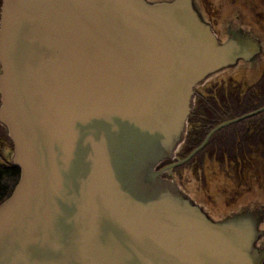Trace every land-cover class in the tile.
I'll return each instance as SVG.
<instances>
[{
	"label": "water",
	"instance_id": "water-1",
	"mask_svg": "<svg viewBox=\"0 0 264 264\" xmlns=\"http://www.w3.org/2000/svg\"><path fill=\"white\" fill-rule=\"evenodd\" d=\"M262 50L245 26L221 40L201 0H2L0 124L20 178L0 264H264V201L215 217L178 163L158 167L197 87Z\"/></svg>",
	"mask_w": 264,
	"mask_h": 264
},
{
	"label": "trees",
	"instance_id": "trees-1",
	"mask_svg": "<svg viewBox=\"0 0 264 264\" xmlns=\"http://www.w3.org/2000/svg\"><path fill=\"white\" fill-rule=\"evenodd\" d=\"M236 1L226 0V4L232 7ZM238 1L242 3V7L246 6L245 9L249 16H252L259 24L264 21V0ZM1 5L2 0H0V13ZM249 7L256 10V13H251ZM262 25L264 26V24ZM247 81V73H243L241 76L226 74L197 87L199 96L189 118V131L178 152L181 158L186 157L196 147V143H200L205 136L204 130L201 128L202 125L199 123L202 115H205L207 119H213L218 116L220 108L238 109L245 103L243 96L251 91ZM202 96H205V99ZM193 133L200 136L197 141L196 138L191 139ZM218 139L220 138L217 136L213 137V144L212 142L209 143L190 163L180 167L181 182L184 187L192 196L206 202L210 212L215 217H220L250 200L264 201V194L255 190L253 181L250 179L249 149L225 145L220 148L217 145ZM0 143L5 147L4 152H0L1 203L12 193L18 183L20 169L11 160L14 145L1 124ZM207 151L208 154H206ZM175 161V159H166L158 167ZM192 167H194L193 177L189 174V168Z\"/></svg>",
	"mask_w": 264,
	"mask_h": 264
},
{
	"label": "flooded vegetation",
	"instance_id": "flooded-vegetation-1",
	"mask_svg": "<svg viewBox=\"0 0 264 264\" xmlns=\"http://www.w3.org/2000/svg\"><path fill=\"white\" fill-rule=\"evenodd\" d=\"M201 5L205 17L211 21L213 29L221 40H225L228 37V30L230 27L245 26L253 29L255 33L260 35L263 42V50L255 59L251 61L240 60L234 68L224 69L207 81L209 82L219 76L223 77L226 74L241 76L243 73H247V82L251 87V91L243 96L245 103L243 102L244 104L238 109L228 110L226 108H220L218 110V116L213 119H207L205 115H202L199 122L205 133L202 141L196 143V147L184 157L187 158L185 162L179 163L182 160L181 156L178 154L181 145L174 158L176 161L169 164L178 163L174 168V174L183 188L187 190L181 182L182 173L180 167L190 163L209 143L212 142L213 144L212 138L217 136L220 138L217 140V145L220 148L225 145L238 148L241 146L242 148L249 149V162L251 163L249 172L250 179L253 181L255 190L264 194V26L262 25L264 21L259 24L252 16L250 17L245 9L246 6L242 7V3L238 0L232 7L226 4V0H201ZM249 9L252 11L251 13H256V10H252L251 7H249ZM198 96L199 94L196 93L195 105ZM202 98L205 99V96H202ZM201 110L203 111V109ZM222 118L223 120H221ZM204 119L206 120L204 121ZM189 127L190 123L188 119V129ZM188 131L189 130H187V133ZM192 138H196L195 140L197 141L200 136L193 133L191 139ZM4 150L5 147L0 143V152H4ZM208 153L207 151L206 154ZM239 162L241 164V161ZM193 168L194 167L189 168L191 177H193ZM200 202L208 207L206 202ZM262 229H264V222L262 223ZM263 244L264 235L258 242L260 246Z\"/></svg>",
	"mask_w": 264,
	"mask_h": 264
},
{
	"label": "rangeland",
	"instance_id": "rangeland-1",
	"mask_svg": "<svg viewBox=\"0 0 264 264\" xmlns=\"http://www.w3.org/2000/svg\"><path fill=\"white\" fill-rule=\"evenodd\" d=\"M183 160H186V158H182ZM185 162V161H184Z\"/></svg>",
	"mask_w": 264,
	"mask_h": 264
}]
</instances>
